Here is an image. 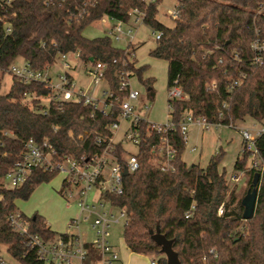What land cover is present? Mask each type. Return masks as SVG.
Instances as JSON below:
<instances>
[{
    "label": "trees",
    "instance_id": "1",
    "mask_svg": "<svg viewBox=\"0 0 264 264\" xmlns=\"http://www.w3.org/2000/svg\"><path fill=\"white\" fill-rule=\"evenodd\" d=\"M159 1L11 0L0 8V15H6L10 25L6 33L0 22V73L9 72L19 60L34 71H43L62 54L77 53L84 64H104L105 80L115 94L123 96L117 76L128 71L152 98L153 78H144L146 66H135L129 47L115 46L109 35H83L88 25L105 16L121 23L140 17L152 33H160L149 55L166 62L167 88L177 80L184 95L182 100H167L174 124L185 112L235 126L247 118L264 123V62L251 64L249 48L256 29L264 36V13H257L264 0H179L172 27L156 19ZM11 76L9 90L0 91V245L6 246L16 264H44L29 245V235L47 240L58 232L42 215H24L17 202L28 200L39 184L50 181L57 172L34 169L14 188L6 187L2 180L29 139L45 141L58 156L100 151L102 145L96 144L93 135H86L104 132L115 120L116 111L105 116L81 102L43 104L39 98L51 93L47 82H24ZM80 135L85 136L83 143L78 140ZM161 137L176 149L172 171L162 172L151 163L146 143L153 144ZM146 143L136 150L138 169L123 177V192L103 195L125 211L122 237L126 247L155 257L157 264H167L152 239L158 232L171 240L180 264H264V169L248 170L249 187L254 174L258 175L257 195L253 215L244 219L242 199L229 190L220 166L222 147L200 166L183 160L185 142L177 127L151 136ZM256 147L264 166V134L257 138ZM249 161L250 153L243 150L233 171L242 170ZM63 186L62 182L58 191L62 195ZM221 204L223 213L218 215ZM14 212L27 221L26 234L11 227L8 216ZM84 247L81 264H98V251L89 242H84Z\"/></svg>",
    "mask_w": 264,
    "mask_h": 264
},
{
    "label": "built area",
    "instance_id": "2",
    "mask_svg": "<svg viewBox=\"0 0 264 264\" xmlns=\"http://www.w3.org/2000/svg\"><path fill=\"white\" fill-rule=\"evenodd\" d=\"M11 0H0V8L10 4ZM153 1V0H151ZM257 13H264V2L260 3ZM169 15L175 19L178 16L177 7L169 12ZM141 20L140 17L135 18ZM0 22L5 26V32L10 31V25L7 22L6 15H0ZM111 28L115 40H119V33H122L121 22H117ZM132 30H128L129 34ZM155 40L160 37L159 32H153ZM255 38L250 42L251 64H262L264 62V36H259V29L255 30ZM132 38V36H130ZM68 54H62L59 58L63 60V66L69 71L71 64L66 61ZM75 56L78 57L77 53ZM79 59V58H78ZM81 62V61H80ZM82 71L87 78L85 87L78 85L70 72L66 71L58 76L56 83H51L48 66L43 71H34L29 68L27 63L20 66L13 64L9 73L21 79L24 82L41 81L47 82L51 93L46 97H41V103L45 101H67L81 102L98 111L103 115H113L115 120L106 125L104 132H88L86 137L94 136L97 145H102L98 152L93 154H83L79 157L58 156L54 149L43 141L35 142L32 139L26 141L24 151L21 157L5 174L8 179L9 187L14 188L22 185L31 175L34 169H43L56 171L62 175L64 183V197L78 199L79 214L85 215L84 220L89 221L90 229L93 231L91 246L98 251V264H118V256L109 241V227L117 224L123 217H126L124 209L113 206L108 200L104 199V194L119 195L123 192V172L133 173L138 169L139 162L136 150L140 144L149 141L151 136L158 133H167L179 129L182 140L188 141V129L197 127L198 129L207 130L211 127H229L237 129L243 150L250 153V164L255 170L263 172L264 166L258 154L256 147L257 138L264 134V123L260 127L235 126L231 122L222 124L218 121L212 122L204 116H194L189 112L181 115L177 124L170 120L169 114L163 123L149 121L137 112L139 105L140 90L132 86L130 72L123 71L117 76L118 91L123 93L119 96L111 90L105 80L104 64L82 63ZM103 82L104 86L99 88L98 85ZM44 99V100H43ZM184 95L174 80L173 84L167 88V100H182ZM100 104V105H99ZM168 110L170 105H167ZM144 111L149 110L148 103L141 107ZM93 116V113L90 114ZM72 137V133H69ZM85 136L80 135L78 140L83 143ZM150 149L151 163L162 172L173 170V160L176 156V149L171 145L166 137H161L155 143H146ZM121 147V155L117 149ZM192 151L195 148L191 149ZM233 178L231 177L230 180ZM96 189L95 197L88 200L90 190ZM95 199V200H94ZM93 200V201H91ZM108 207V208H107ZM223 213V205L217 209V214ZM80 215V216H81ZM80 216L72 218L67 223V230L58 233L54 238L44 240L37 235H29V245L37 252L38 258L44 264H81L86 249L84 240L81 239L79 232ZM11 227L19 233L26 234L28 223L23 215L14 212L8 216ZM0 264L2 262L0 261ZM150 264H157L156 260H151Z\"/></svg>",
    "mask_w": 264,
    "mask_h": 264
},
{
    "label": "rangeland",
    "instance_id": "3",
    "mask_svg": "<svg viewBox=\"0 0 264 264\" xmlns=\"http://www.w3.org/2000/svg\"><path fill=\"white\" fill-rule=\"evenodd\" d=\"M150 1V0H146ZM179 0H160L157 5L156 19L168 26L172 27L174 24L173 18L169 15V12L177 7ZM117 21H114L108 17H102L101 19L88 25L83 35L88 38H95L99 36L109 35L113 44L119 48L125 49L129 47L131 53L130 58L135 57L136 65L146 66L145 72L153 78L152 88L153 96L149 98V95H144L146 88L142 82L135 77V86L140 90L139 107L137 112L149 121L163 123L167 119L169 110L167 107V78H166V64L163 60L151 57L149 50L155 46V36L152 33V29L145 25L141 20H136L132 17L128 23H121L122 33H119V40H115L111 28L117 25ZM128 30H132L127 34ZM132 36V38L130 37ZM134 55V57H133ZM66 61L71 64L70 73L73 75L76 82L80 78L83 79L86 84L87 78L83 77L82 64L75 53H70L66 56ZM23 62L17 61L15 64L20 66ZM68 71L63 66V60L60 58L47 69L51 83L58 81V76ZM80 76V78H79ZM11 73H0V91L6 93L11 84ZM78 83V82H77ZM104 83L101 82L98 87L101 88ZM44 100V99H43ZM43 103H46L43 101ZM144 103H148L149 110L144 111L141 107ZM100 105V104H99ZM262 123L253 121L250 118L245 119V122H241L240 125H246V127H260ZM213 129L201 131L197 127H190L188 131V142L185 143L184 152L182 158L188 164L201 163L205 164L208 161L210 154L213 153L218 139H221L222 149L225 147V139H229L228 147L224 150V157L220 163L221 168L224 169L227 178L229 190L234 193L236 198L242 199L249 188V168L251 167L250 161L245 164L244 168L240 171H233V163L236 157L240 156L239 147L241 137L235 128L219 127ZM220 129V130H218ZM224 133V134H222ZM228 134V135H227ZM196 144L197 150L191 152L190 147ZM202 146V153L199 156V148ZM241 152V151H240ZM201 166V165H200ZM231 177L233 178L232 180ZM6 187H9L8 179L2 180ZM62 187V175L57 173L48 182L39 184L32 192L28 200L18 201L17 206L20 212H23L27 216L33 214L42 215L51 228L58 232L63 233L67 230V223L70 219L79 215L78 199L76 197L67 198L60 194L58 191ZM97 193L96 189L90 190L88 193V200L95 197ZM95 200V199H94ZM93 201V200H91ZM108 208V207H107ZM84 214L80 216V228L79 232L81 239L90 242L93 237V231L90 229L89 221L84 220ZM125 217H123L119 223L112 224L109 227L110 239L115 247L123 245V225ZM148 257V256H147ZM151 260H156L155 257L149 256ZM148 260V262H149ZM0 261L2 264H16L14 260L10 258L6 251L5 245H0ZM150 263V262H149Z\"/></svg>",
    "mask_w": 264,
    "mask_h": 264
},
{
    "label": "crops",
    "instance_id": "4",
    "mask_svg": "<svg viewBox=\"0 0 264 264\" xmlns=\"http://www.w3.org/2000/svg\"><path fill=\"white\" fill-rule=\"evenodd\" d=\"M133 57H134V55H133ZM134 60H135V57L133 58ZM136 61V60H135ZM164 61V60H163ZM165 62V61H164ZM136 63V62H135ZM165 64H166V62H165ZM135 66H137L136 64H135ZM167 66V65H166ZM68 72H70V71H68ZM71 74V73H70ZM72 75V74H71ZM143 76H144V78H147V77H149L150 75H148L146 72H144V74H143ZM72 77H73V75H72ZM83 77H85V75L83 74ZM79 78H80V76H79ZM86 78V77H85ZM74 79V78H73ZM135 79H132V86L134 87V88H137L136 86H135V81H134ZM78 82V83H77ZM76 83L78 84V85H80L81 87H85V85L86 84H84V81H83V79L82 78H80L79 80H77L76 81ZM138 89V88H137ZM147 90V89H146ZM144 95H146V91H144ZM167 105H168V103H167ZM244 126V125H243ZM246 126V125H245ZM212 130L213 128L211 127V128H209V130ZM199 130H201V131H203L204 132V130H202V129H199ZM218 130H220V129H218ZM188 131H189V129H188ZM222 134H224V133H222ZM228 135V134H227ZM188 140H189V137H188ZM188 142V141H187ZM224 142H225V145H224V147H225V149H226V147H228V142H229V139H225L224 140ZM217 144H216V146H215V148H214V151H213V153L214 152H216L217 151V149H218V147H222V144H221V139H218L217 140V142H216ZM241 145H242V141L240 140V147H239V153H240V151H241ZM192 148H195V150L194 151H192L191 149ZM198 148H197V145L196 144H193L191 147H190V151L191 152H195L196 150H197ZM224 149V150H225ZM201 153H202V146H200V148H199V156L201 155ZM213 153H211V154H213ZM210 154V155H211ZM237 158V157H236ZM206 163H207V161H206ZM205 163V164H206ZM197 164H199V165H201V166H204L203 164H201V163H197ZM23 213V212H22ZM24 214V213H23ZM25 215V214H24ZM81 214H79V216H80ZM27 216V215H26ZM46 223H47V225L51 228V226L48 224V222L46 221ZM52 229V228H51ZM53 230V229H52ZM54 231V230H53ZM109 241H110V243H111V245L113 246V248H114V251L116 252V254H117V256H118V264H150L149 262H150V260L148 259L149 258V256L147 257V255H143V254H139V253H134V252H131L127 247H126V245H125V243H124V240H123V245H120V246H118V247H115V245H113V243L111 242V239L109 238ZM148 260H149V262H148Z\"/></svg>",
    "mask_w": 264,
    "mask_h": 264
},
{
    "label": "water",
    "instance_id": "5",
    "mask_svg": "<svg viewBox=\"0 0 264 264\" xmlns=\"http://www.w3.org/2000/svg\"><path fill=\"white\" fill-rule=\"evenodd\" d=\"M123 175H127L124 171ZM257 178L258 175L254 174L251 187L248 188L246 195L242 198V204L244 206L243 218H249L253 215L254 206L257 195ZM152 239L160 246L161 252L166 258L167 264H180L176 252L172 249L171 240L165 238L162 234L155 232L152 234Z\"/></svg>",
    "mask_w": 264,
    "mask_h": 264
}]
</instances>
